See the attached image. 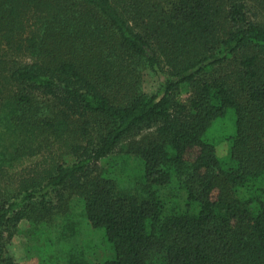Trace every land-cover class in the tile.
Here are the masks:
<instances>
[{
	"label": "trees",
	"instance_id": "16d2710c",
	"mask_svg": "<svg viewBox=\"0 0 264 264\" xmlns=\"http://www.w3.org/2000/svg\"><path fill=\"white\" fill-rule=\"evenodd\" d=\"M18 235L38 264H264V0H0V264Z\"/></svg>",
	"mask_w": 264,
	"mask_h": 264
},
{
	"label": "rangeland",
	"instance_id": "374dc122",
	"mask_svg": "<svg viewBox=\"0 0 264 264\" xmlns=\"http://www.w3.org/2000/svg\"><path fill=\"white\" fill-rule=\"evenodd\" d=\"M157 85V79L154 76H150V75H146L145 77V81H144V88L148 91H152L156 88ZM186 96V93L183 91L180 94V98H184ZM225 122L226 126L228 124L231 123V118L230 117H226L224 119L221 120V123ZM219 152L223 153V147L220 146V150ZM39 161V159L33 160V161H25L24 162V167H22L21 169L18 170H22L25 172V174H27V171L32 169V167L34 166V164H36ZM37 166V164H36ZM35 166V168H36ZM34 168V169H35ZM22 228H26L27 227V223H22ZM83 228L88 231H81L79 230V238H83V236L88 235L90 230H88L87 227H85L83 225ZM26 243H27V238L25 237V235H18L13 239L12 242V250L15 253V256L17 258V260L19 261L20 264H38V259L36 258V256H29V253H27L26 250Z\"/></svg>",
	"mask_w": 264,
	"mask_h": 264
}]
</instances>
